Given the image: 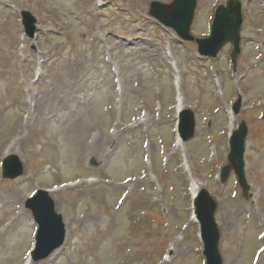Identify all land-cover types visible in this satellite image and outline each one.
I'll list each match as a JSON object with an SVG mask.
<instances>
[{"label":"rangeland","instance_id":"1","mask_svg":"<svg viewBox=\"0 0 264 264\" xmlns=\"http://www.w3.org/2000/svg\"><path fill=\"white\" fill-rule=\"evenodd\" d=\"M152 1L0 0V264H24L37 227L25 200L54 186L67 240L34 264H205L192 177L218 200L224 264H264V0H241L236 64L232 43L202 56L149 14ZM227 1L198 0L196 37ZM22 9L38 17L35 38ZM176 83L197 116L184 149ZM238 95L248 190L233 170L218 176ZM9 149L25 164L16 179L2 174Z\"/></svg>","mask_w":264,"mask_h":264},{"label":"water","instance_id":"2","mask_svg":"<svg viewBox=\"0 0 264 264\" xmlns=\"http://www.w3.org/2000/svg\"><path fill=\"white\" fill-rule=\"evenodd\" d=\"M197 0H173L171 3L153 1L151 14L161 21L174 27L178 33L187 38L194 39L190 34V25L194 17ZM23 20L26 31L33 35L36 30V17L29 11H23ZM241 3L238 0H229L228 5H219L209 37L198 38L200 51L205 54L216 55L228 41L235 45L233 57L240 52V31L242 25ZM241 99L234 104L235 112L238 113ZM195 131L194 113L186 109L181 115V132L184 139L193 136ZM248 133L246 122H242L240 129L234 132L231 139V152L229 158L231 164L222 169V180L226 181L232 167L235 168L240 182L245 189H249L244 172V149L245 138ZM23 173V166L17 155H10L4 160V175L16 177ZM197 213L201 221L202 235L204 240V254L207 264H223V258L219 248L220 230L218 228L215 211L218 207L217 201L209 191L203 188L196 199ZM33 211L39 223L36 249L33 252L34 259L47 256L54 248L64 240L63 217L56 211L55 202L47 192L39 190L36 195L30 197L26 203Z\"/></svg>","mask_w":264,"mask_h":264},{"label":"bare ground","instance_id":"3","mask_svg":"<svg viewBox=\"0 0 264 264\" xmlns=\"http://www.w3.org/2000/svg\"><path fill=\"white\" fill-rule=\"evenodd\" d=\"M177 90H178V96H177V99H178V108H181L185 105L184 103V97H183V94L181 93V89L179 87H177ZM30 116L28 117V120L33 117L34 115L38 116L39 115V107L37 106V104L35 103V107H32L31 105V112L29 114ZM231 119H232V126L235 124V116L234 114H232L231 112ZM177 148L179 147V149H184L185 148V144L184 142L181 141L180 137L178 136L177 138ZM8 151H11L10 149L7 150L6 152ZM192 180V194L193 196L195 195V193L203 186L202 183L196 179L195 177H192L191 178ZM54 192L55 190L54 189H51V193H53L52 195H54ZM55 205H56V209L58 211L59 210V206H58V201L57 199L55 198ZM61 212V211H60ZM192 220L195 221V217L192 215ZM25 264H33L32 261L29 259V257L27 258Z\"/></svg>","mask_w":264,"mask_h":264}]
</instances>
